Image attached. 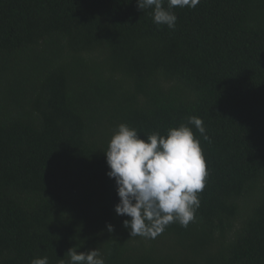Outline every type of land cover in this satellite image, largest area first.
Listing matches in <instances>:
<instances>
[{"label":"trees","instance_id":"16d2710c","mask_svg":"<svg viewBox=\"0 0 264 264\" xmlns=\"http://www.w3.org/2000/svg\"><path fill=\"white\" fill-rule=\"evenodd\" d=\"M171 11L174 29L137 0H0V264H61L70 248L105 264H264V0ZM122 123L200 141L187 227L131 237L115 213L104 151Z\"/></svg>","mask_w":264,"mask_h":264},{"label":"clouds","instance_id":"9594fccd","mask_svg":"<svg viewBox=\"0 0 264 264\" xmlns=\"http://www.w3.org/2000/svg\"><path fill=\"white\" fill-rule=\"evenodd\" d=\"M200 0H137V7L153 10V22L174 29L177 16L171 9H194ZM188 123L208 140L203 121L189 117ZM119 202L114 206L117 215L127 216L123 225L130 236L156 238L171 223L187 227L195 220L200 207V193L208 175L200 141L187 125L170 128L167 135L154 132L141 138L135 128L120 124L104 151ZM113 231L111 224L107 225ZM67 262L61 264H105L96 248L78 252L70 248ZM31 264H49L48 257L35 258Z\"/></svg>","mask_w":264,"mask_h":264}]
</instances>
